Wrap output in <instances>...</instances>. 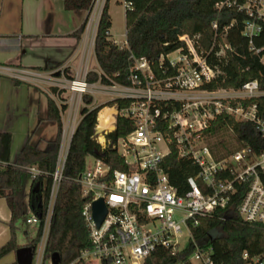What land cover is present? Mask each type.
I'll use <instances>...</instances> for the list:
<instances>
[{
	"label": "trees",
	"instance_id": "16d2710c",
	"mask_svg": "<svg viewBox=\"0 0 264 264\" xmlns=\"http://www.w3.org/2000/svg\"><path fill=\"white\" fill-rule=\"evenodd\" d=\"M63 1L67 11H87L89 14L72 35L80 40L95 0ZM125 2L129 7L125 11L124 44L112 40L109 0L103 7L94 42L99 72L91 71L86 75L85 81L88 84L99 82L107 87H132L131 76L136 73L135 63L143 58L147 60L154 79L165 82L176 74L168 56L179 50L186 53L180 38L189 35L196 38L197 49L216 73L215 78L204 84L201 89L207 92L238 91L245 84L257 81L259 91L263 95L232 100L231 105L235 107L240 104L246 110L254 106L257 117L264 121V23L261 22L262 29L257 36L249 38L245 35V26L250 18L239 10L243 0ZM221 4L222 6L218 7ZM137 74L145 86L141 73ZM69 79L73 81L72 78ZM21 83L15 80L16 85ZM51 91L53 94L57 92L54 88ZM133 102L134 99L116 98L105 105L95 107L92 95H82L81 120L75 128L65 159L53 207L45 263L57 252L62 255V264H69L79 257L82 250L91 246L82 217L87 199L83 198L77 181L85 170L89 157L102 160L112 170H127L124 158L119 154L116 145L136 129L135 122L119 116L115 130L106 136L105 148L97 142L95 135L98 114L104 107L116 105L118 110H124ZM154 105L159 110L181 108L180 102L172 100L155 102ZM66 111L67 105L58 106L55 100L48 97L46 120L57 125L56 138L46 140L44 148L32 145L29 139L14 162L10 158L11 133H0V199L6 201L11 213L8 224L10 239L0 247V261L21 248L17 243L16 223L24 216L26 205L32 214L44 222L61 149L62 114ZM224 130L232 132L236 145L228 146L219 142L210 146L216 161L227 159L245 148L252 149L257 155L263 152L264 142L252 122H240L230 115L218 116L204 135L209 133L214 136ZM32 167L38 170L35 176L30 172ZM164 167L171 185L179 196H184L189 191L188 179L197 176L198 166L191 160L179 158L175 147H172ZM224 177L231 178L228 172ZM247 190V184H236V192L225 209H217L208 216L197 217L198 225L191 227V239L182 251L172 255L169 250L160 248L145 264H192L191 258L197 251L209 254L214 264H264V223L245 222L238 213ZM41 233L42 228H39L30 246L38 245ZM10 264L17 263L15 261Z\"/></svg>",
	"mask_w": 264,
	"mask_h": 264
},
{
	"label": "built area",
	"instance_id": "2783aa9c",
	"mask_svg": "<svg viewBox=\"0 0 264 264\" xmlns=\"http://www.w3.org/2000/svg\"><path fill=\"white\" fill-rule=\"evenodd\" d=\"M101 2L95 0L93 9L99 12ZM128 7L124 0L125 11ZM239 10L250 18L245 26V35L249 38L257 36L262 29L261 22L264 23V0H243ZM101 13L100 9L99 19ZM180 41L184 43L186 53L175 52L178 56L174 60H171L172 54L168 56L176 71L173 78L165 82L156 81L143 58L135 63L132 87L112 86L109 89V92L117 90L120 93L118 98L135 100L128 108L117 112V118H128L136 124V129L116 145L127 170H112L102 160L87 159L85 170L77 182L83 198L87 199L82 217L91 246L82 250L79 257L69 264H145L160 248L176 255L185 248L180 244L184 229L190 240L191 227L198 225L197 217L225 209L236 192V184L248 185L238 208L241 219L252 224L264 223V150L257 155L252 149L245 148L227 159L216 161L204 141V132L212 122L218 116L230 115L240 122H252L264 142V121L257 117L255 107L246 110L240 104L231 105L232 100L263 95L258 82H249L238 91L202 90V86L211 82L216 73L197 49L196 38L184 35ZM137 72L141 73L145 86ZM68 88L81 97L91 92L85 79L70 81ZM221 93L232 95L221 97ZM170 100L180 102L181 108L159 110L154 105L155 102ZM74 132L75 128H72L62 134L44 222L34 214L27 219V223L35 224L37 230L42 228L38 243L40 249L37 253L38 245L35 246L32 264H45L53 207ZM172 147H175L179 158L191 160L198 166L197 176L188 179L189 191L184 196H179L171 185L164 167ZM249 156L254 157L253 164L248 163ZM30 172L33 176L38 174L35 167L30 168ZM227 172L231 178L224 177ZM100 200H103L107 214L98 227L93 205ZM193 258L203 264H214L209 254L199 251L191 260ZM48 264H52L51 259Z\"/></svg>",
	"mask_w": 264,
	"mask_h": 264
},
{
	"label": "crops",
	"instance_id": "0c3cea01",
	"mask_svg": "<svg viewBox=\"0 0 264 264\" xmlns=\"http://www.w3.org/2000/svg\"><path fill=\"white\" fill-rule=\"evenodd\" d=\"M88 16L87 11H67L63 0H0V133H11L12 162L29 139L32 145L44 148L46 140L56 138L57 125L46 120L48 97L58 106L67 105L62 114L63 133L80 122L82 97L69 91L67 83L69 77L83 80L89 72H99L94 50L99 12L95 8L81 39L72 36ZM124 43L126 36L118 44ZM15 80L22 83L16 85ZM89 86L93 97V90L111 94L110 87L99 82ZM111 107L102 110L116 109ZM10 219L6 201L0 199V247L10 239Z\"/></svg>",
	"mask_w": 264,
	"mask_h": 264
},
{
	"label": "rangeland",
	"instance_id": "374dc122",
	"mask_svg": "<svg viewBox=\"0 0 264 264\" xmlns=\"http://www.w3.org/2000/svg\"><path fill=\"white\" fill-rule=\"evenodd\" d=\"M103 2H104V0H102V2H101V6H100L101 11H102V7H104V5L102 6ZM100 9H99V12H100ZM109 14L112 18V28H111L112 39L116 43H121L125 40V36H126L124 0H109ZM89 19H90V17H89ZM177 56L178 55L176 53L175 54L173 53L171 55V60H174ZM69 82L67 83L68 86H69ZM69 91H70V89H69ZM93 91H94L93 92L94 104H95V102L98 104L103 103L111 97L118 98L120 95V93L117 90H112L110 92L108 91L109 93H111L110 96L95 93V90H93ZM230 95H232V94L230 93L227 95L225 93H221L220 96L221 97H227ZM112 107H115L116 109H114ZM112 107L111 108L114 110V113H113L114 114V116H113L114 120H113L112 129L110 128V129H105V130L100 131V129H99V124H100L99 123V114H98V118H97L95 138H96L97 142L103 148L107 146L106 136L109 133L113 132L116 128L118 110H117L116 106H112ZM78 113H80V110ZM79 118H80V114L78 115V119ZM204 141L209 147L214 145V144H217L219 142L224 143L228 146H235L236 145V141H235L234 136L230 130H224L221 133H218V135H214V136L207 133L206 135H204ZM88 160H90V159L88 158ZM254 162H255L254 157L249 156L248 163L253 164ZM31 216H32V213L29 210L28 205H26L25 211H24V216L16 223V227H17L16 237H17V243L20 247L30 246V244L34 241V239L37 236L36 225L35 224L30 225L27 223V219L30 218ZM188 243H189L188 233L184 229L183 237L180 240V244L182 247H186L188 245ZM39 249H40V245L37 246V253L39 252ZM15 260H16L15 254H11V255L7 256L6 258H4L0 262V264L10 263V261H15ZM191 263L192 264H203L200 260H196L195 258H193L191 260ZM45 264H48V262H46ZM93 264H95V263H93Z\"/></svg>",
	"mask_w": 264,
	"mask_h": 264
},
{
	"label": "water",
	"instance_id": "95a60500",
	"mask_svg": "<svg viewBox=\"0 0 264 264\" xmlns=\"http://www.w3.org/2000/svg\"><path fill=\"white\" fill-rule=\"evenodd\" d=\"M107 214V208L104 205L103 200H100L93 205V215L97 222V226L100 227L105 216ZM35 246H24L19 248L15 252L17 264H32L35 255ZM52 264H62V255L60 253H53L51 255Z\"/></svg>",
	"mask_w": 264,
	"mask_h": 264
},
{
	"label": "bare ground",
	"instance_id": "6f19581e",
	"mask_svg": "<svg viewBox=\"0 0 264 264\" xmlns=\"http://www.w3.org/2000/svg\"><path fill=\"white\" fill-rule=\"evenodd\" d=\"M114 110L113 109H105L102 110L101 113L99 114V129L104 130V129H112L113 125V116H114Z\"/></svg>",
	"mask_w": 264,
	"mask_h": 264
}]
</instances>
